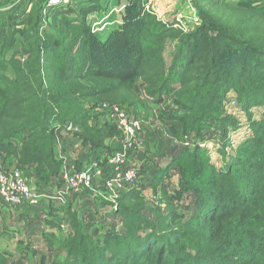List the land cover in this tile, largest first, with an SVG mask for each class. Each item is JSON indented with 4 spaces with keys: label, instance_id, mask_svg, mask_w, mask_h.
I'll return each instance as SVG.
<instances>
[{
    "label": "trees",
    "instance_id": "16d2710c",
    "mask_svg": "<svg viewBox=\"0 0 264 264\" xmlns=\"http://www.w3.org/2000/svg\"><path fill=\"white\" fill-rule=\"evenodd\" d=\"M191 1L204 27L184 33L150 13H136L134 19L113 31L120 41L113 50L124 58L121 60L113 59V50L107 49L112 38L103 40L91 30L82 36L85 44L81 48L72 53L67 50L64 60L52 59L51 66L41 56L42 46L37 41L14 55L15 78H3L5 85H0L1 163L12 168L3 163L10 158L18 168L33 174L38 185L51 184L60 173L57 147L66 133L57 127L67 123L79 127L77 135L98 152L97 158L100 154L107 158L121 148L123 135L99 110L118 104L131 113V108L142 106L138 82L150 87L151 96L171 95L172 105L180 109L173 110L171 122H165L164 127L157 119L160 132L169 138L179 129L202 135L213 121L235 130L236 118L227 117L222 108L232 93L241 105L264 106V1ZM43 3L40 11L50 13L64 12L68 5L44 10ZM39 18L40 14L32 12L24 22L34 29ZM205 27L211 30L204 31ZM169 46H174V51L167 64ZM102 49L105 53L99 57ZM251 128L253 134L238 145L236 156L223 168L206 164L208 170L199 175L205 177L204 183L196 180L191 186L198 191L199 201L190 215L158 211L152 220L141 217L134 222L130 214L137 209L131 206L141 200L142 190L140 185L133 186L121 193L116 208L101 200L113 210L111 215L133 221L137 229L99 245L83 223L74 220L67 234L64 264H264V115ZM156 139L152 134L153 147L165 156ZM181 151L170 149L169 154L182 161L175 168L182 177L180 185H184L191 180L189 174L208 158L198 148ZM103 161L99 178L104 184L111 170ZM173 165L167 170H173ZM162 175H156L157 181ZM34 188L43 193L38 186ZM41 202L21 206L33 208L30 222L23 214L26 225L38 229L44 223L48 231H39L45 235L56 230L68 212L58 215L56 210H48L49 216L42 218L38 210ZM75 210L66 211L75 216ZM0 264H7L2 256Z\"/></svg>",
    "mask_w": 264,
    "mask_h": 264
},
{
    "label": "rangeland",
    "instance_id": "374dc122",
    "mask_svg": "<svg viewBox=\"0 0 264 264\" xmlns=\"http://www.w3.org/2000/svg\"><path fill=\"white\" fill-rule=\"evenodd\" d=\"M41 1L0 0V85L2 86L5 85L2 81L3 78H15V70L13 68H15L14 65L16 63L12 60L14 55L17 56L21 50L28 49L37 41L43 49H41L40 54L45 59H48L49 62L47 64L49 66L52 65V59L63 61L64 56L67 55V50L72 53L75 52L76 48H81L85 44L82 41V36L88 30L93 32L91 27L90 29L88 27L89 23H107L105 30H96L94 32L103 40L112 38L107 45L108 50H113L114 46L120 43L113 31L122 25L123 22L127 21L126 23H128L134 19L137 15L136 13L141 15L150 13L166 25L178 28L184 33H191L200 28V26L204 27L192 1H190V5H186L187 7L173 6L168 11H164L167 8L159 7L153 2H147V0H72L68 2L64 12L61 13L40 11ZM246 1H257L256 3L259 4L264 0ZM20 4L22 6L18 14L17 8ZM23 9L24 15L21 17ZM32 12L40 14V18L37 19V28L34 29L27 26L24 22ZM129 27H131L130 23ZM206 29H209V27H205L203 30L205 31ZM28 34L33 38L30 39ZM173 51L174 46H169L165 56H170ZM112 52L115 55L113 59H124L119 56L118 51L113 50ZM102 53H105L103 49L99 51L100 55L98 56H102ZM246 57L248 56H244V58ZM237 60H234V62ZM239 60L247 64V60L241 58ZM136 86L142 89L140 98L144 103L142 104L143 107L138 105L137 107L139 108L136 110L131 108V114L141 120L142 130V120L153 119L151 120L152 122L160 119L163 127L164 124L171 122L169 118L172 116L173 110H180L177 106L172 105L174 99L171 98V95L164 94L158 98L157 95V97L149 95L151 94L149 91L150 87L143 85L142 82H138ZM233 95L234 93L230 95V98L228 97L229 99L224 100L226 104H223L222 108L227 117L236 118L238 124L235 130L220 126L218 121L217 123L213 121L211 124L206 125V132L199 131V133H202L199 136L189 130L179 129L175 133L171 132L174 134L172 140L178 144V153L181 154L183 152L181 151L182 149L195 150L198 148L202 153H206L208 158V161L204 160L203 164L198 165L199 168L197 170L189 174L191 180L185 182L184 185H180L182 177L176 166L182 163L180 159L177 161L176 158H170L161 162L163 155L160 150H156L154 147H150L148 151L141 150V153L145 156L144 158H146L143 162L144 183L140 184L142 190L140 191L141 200L135 201L134 205L132 204L131 206L137 209L132 211L134 214H130L134 222L135 218L141 217L152 220L159 212L165 213L175 210V212H184L188 216L195 210V206L199 201L198 191L191 190V186L196 180H198L199 184L204 183L205 177H200L199 175L204 169L208 170L206 164L210 163L219 170L228 164L230 158L234 155L236 156L238 145L249 135L253 134L252 123H257L264 115L263 105H241L238 99L232 97ZM102 108L108 112L109 106H102ZM146 116L148 117L146 118ZM71 126L75 128V125ZM57 128V130L66 131V125L64 127L58 126ZM69 130L72 131L73 128ZM223 132H225L224 135ZM171 133L168 131V134ZM230 141L236 147L231 146ZM199 143H203L204 147H200ZM132 150L129 153L127 164H129ZM107 158L103 160L107 162ZM174 161L175 165L172 163ZM171 164L174 169L169 171L167 168ZM157 174H164L159 181L156 179ZM2 203L0 199V256L3 257L7 264H64L68 252L67 234L71 231V222L74 220H79L83 223L86 231L91 233L94 241H97L98 243L96 242V244L99 245H103L105 240L113 241L112 238L119 240L121 237L117 235L126 237L137 229V225L133 224V221H126L115 217L113 214L111 215L113 210H108L109 208L105 206L103 201L99 206L100 208L102 207L101 209L104 208L106 210H75V216L71 214V211L60 210V214L68 212L67 217L60 222L56 230L46 233L45 236L41 235L40 229L27 226L25 223L26 218H20V216L16 215L19 211L25 213V210H12L11 208V210H8V207L5 204L2 205ZM88 215L87 222H84ZM90 215L93 219H91ZM92 220L94 222H90ZM72 260L68 259V262Z\"/></svg>",
    "mask_w": 264,
    "mask_h": 264
},
{
    "label": "crops",
    "instance_id": "0c3cea01",
    "mask_svg": "<svg viewBox=\"0 0 264 264\" xmlns=\"http://www.w3.org/2000/svg\"><path fill=\"white\" fill-rule=\"evenodd\" d=\"M110 1V0H108ZM114 1V0H113ZM191 0H147V2H153V4L158 5L159 7H164L167 9H164V11H168L171 7H187L190 5ZM187 5V6H186ZM116 19V18H113ZM170 53V52H169ZM172 53H170V56H165L167 64L171 60ZM102 115L101 117L103 119L108 120L112 125L116 126L114 124L113 119L109 115V112L103 111L102 109L99 110ZM153 120V119H151ZM151 120H142L143 121V130L138 136L137 140V147H135L130 155V161L128 162L131 165H135L138 167L139 172H138V178L137 182L134 184V186H138L141 183H144L143 180V169L144 165L143 162L146 158L141 153V150L143 151H148L150 147H153V142L151 141V135L155 134V138L158 141L157 146H161V151H164L165 156H163V159L161 160H167L170 159V154L169 150L170 149H176L178 146L177 142H174L172 138L167 137L166 135L162 134V131L158 124L157 120H154L151 122ZM93 121H95L93 119ZM66 133L64 136H60L59 138V144H58V150H57V156L58 158L62 161L61 164V169L68 168L72 169V171L80 170L82 168L88 167L90 164L96 162L100 167H102V163H104V154H100V157L97 158L96 156L98 155L97 151L91 150L89 148V144L85 143L78 135L77 133L79 132V127L75 126V129L72 131L69 129H65ZM168 140V141H167ZM149 155V154H148ZM1 163V161H0ZM7 164L8 166L11 165L12 168H17L22 173H26L28 175L29 183L33 187H39L40 191L43 192V195L49 196L48 197H43L42 198V204L40 209L41 210L39 213L41 214V217H48V210H56L55 213H59L60 215V210H106V209H101L99 204L103 202L102 200L106 201L104 198L103 194L105 193V188L104 184L100 180L99 177L95 178L93 180V188L92 189H79V188H72L69 190H66L64 192V195L61 197L60 193L63 192L64 189V181L61 179L60 173L58 174V178L56 177L53 179L52 183L46 186L38 185L37 183V178L31 174L30 172H27L26 170H21L16 166L15 161L12 162L10 158H6V160L3 162ZM133 186H129L125 188L124 190L121 191V193L127 189L132 188ZM120 193V195H121ZM102 199V200H101ZM4 203H2L3 205ZM8 207V210H26L25 213L22 211L17 212V216L23 217V214H27L29 216L28 222L31 221L32 215H31V210L33 208H29L28 206H11V205H6ZM24 207V208H23ZM110 210V207L107 206ZM11 208V209H10ZM14 208V209H13ZM26 208V209H25ZM30 210V211H29ZM59 210V211H58ZM33 226V224H32ZM41 231L43 230L44 232L48 231V227L45 226L43 223L42 226H39ZM37 234V233H34Z\"/></svg>",
    "mask_w": 264,
    "mask_h": 264
},
{
    "label": "built area",
    "instance_id": "2783aa9c",
    "mask_svg": "<svg viewBox=\"0 0 264 264\" xmlns=\"http://www.w3.org/2000/svg\"><path fill=\"white\" fill-rule=\"evenodd\" d=\"M71 0H44V10L55 8L67 4ZM107 24V23H106ZM105 23L99 22L90 25L92 31H103ZM106 106V105H105ZM109 106L108 112L116 127L122 132L123 138L121 148L107 158L106 164L110 167L111 174L104 182V198L116 208L117 199L122 190L129 186H134L138 178V167L127 164L130 151L137 146L138 135L142 131V123L139 118L129 113L117 104ZM67 129H75L71 124H66ZM204 147L203 143H199ZM102 175V167L96 162L86 168L74 170L64 168L60 172L61 179L64 181L62 197L66 190L72 188L92 189L93 180ZM48 197L37 190L29 183L25 175L17 168H6L0 163V199L6 205L11 206H36L43 197Z\"/></svg>",
    "mask_w": 264,
    "mask_h": 264
}]
</instances>
